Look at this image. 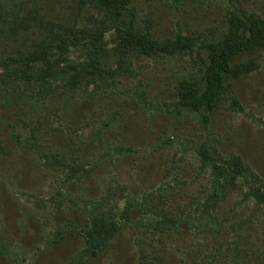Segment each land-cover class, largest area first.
<instances>
[{
    "label": "rangeland",
    "instance_id": "374dc122",
    "mask_svg": "<svg viewBox=\"0 0 264 264\" xmlns=\"http://www.w3.org/2000/svg\"><path fill=\"white\" fill-rule=\"evenodd\" d=\"M128 10L126 25L158 40L189 36L193 53L131 60L98 95L65 92L31 108L0 100V264H264V205L248 194L264 189V50L242 57L253 71L228 80L207 114L175 98L178 80L223 34L227 12L264 19V0H133ZM203 146L239 157L254 178L212 202ZM127 203L136 212L89 256L81 227Z\"/></svg>",
    "mask_w": 264,
    "mask_h": 264
},
{
    "label": "trees",
    "instance_id": "16d2710c",
    "mask_svg": "<svg viewBox=\"0 0 264 264\" xmlns=\"http://www.w3.org/2000/svg\"><path fill=\"white\" fill-rule=\"evenodd\" d=\"M132 1L0 0L2 105L11 106L12 98L15 107H39L65 92L74 97L88 91L98 95L128 72L131 60L193 53L195 41L189 36L158 40L126 25ZM107 36L113 38L111 44ZM205 49L196 72L181 77L175 86L178 106L192 113L215 109L230 91L228 80L253 71V63L241 59L264 50V19L242 10L227 12L223 34ZM197 155L200 169L210 171L216 188L212 202L218 203L237 179L254 178L237 156L224 160L205 146ZM248 194L264 205V189L252 186ZM136 210L137 205L127 203L119 215L109 208L90 217L79 231L87 254L101 253L119 234L120 220L128 221Z\"/></svg>",
    "mask_w": 264,
    "mask_h": 264
}]
</instances>
